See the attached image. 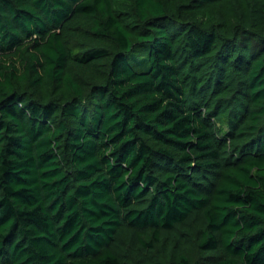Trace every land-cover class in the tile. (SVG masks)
<instances>
[{
  "label": "trees",
  "instance_id": "1",
  "mask_svg": "<svg viewBox=\"0 0 264 264\" xmlns=\"http://www.w3.org/2000/svg\"><path fill=\"white\" fill-rule=\"evenodd\" d=\"M0 264H264V0H0Z\"/></svg>",
  "mask_w": 264,
  "mask_h": 264
}]
</instances>
